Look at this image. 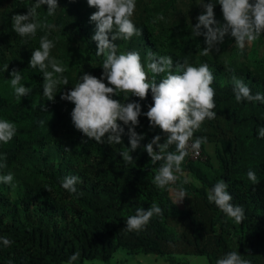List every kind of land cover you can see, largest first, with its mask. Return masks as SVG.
I'll return each instance as SVG.
<instances>
[{
    "label": "trees",
    "instance_id": "obj_1",
    "mask_svg": "<svg viewBox=\"0 0 264 264\" xmlns=\"http://www.w3.org/2000/svg\"><path fill=\"white\" fill-rule=\"evenodd\" d=\"M199 2L136 0L131 19L141 28L142 36L115 41L118 54L138 51L146 71L151 51L170 55L174 64L185 57L194 66L207 63L215 76L211 86L215 89L216 118L206 120L193 137H207V144L201 146L205 158L193 159L190 154L176 184L158 189L151 181L159 162L152 164L143 147L131 153L134 160L130 164L119 155L130 147L127 125L118 121L125 129L121 144L84 143L87 138L71 121L74 105L60 98L84 72L97 77L102 74L104 57L96 55L97 45L92 40L95 24L89 19L95 9L87 0H58L55 14L48 16L44 4L37 9V18L54 27L40 28L34 37H21L13 31L11 18L25 14L35 0H0V119L17 127L9 143H0V154L7 157V167L0 169V175L11 172L14 176L12 185L0 183V236L13 241L7 248L0 244V264L9 260L13 264H65L76 251L80 257L74 264H138L150 256L187 264L189 255L205 256L209 264H215L229 251L240 252L251 264H264V138L258 136L264 127V103L237 102L231 83L235 75L253 95L264 94V34L243 53L234 38L226 36L218 52L213 49L203 55L204 36L192 35L196 18L204 11ZM161 13L165 19L157 20ZM214 14L222 23L221 7L215 2ZM45 34L55 44L51 55L66 67L63 75L69 80L59 86L54 102L42 94V73L29 67L32 51ZM13 68L21 72V83L32 88L21 100L10 87ZM138 99L129 97V101ZM139 102L142 113L146 112L152 103L151 92ZM44 104L48 111L40 107ZM139 121L135 131L145 135L142 146L157 134L163 142L161 130L151 128L146 116L141 115ZM249 169L259 183L247 179ZM69 174L81 178L76 187L82 195L61 187V178ZM221 179L228 184L232 203L245 209L240 224L207 200V190ZM180 187L187 196L176 204L172 191L178 192ZM153 202L163 209V218L154 216L144 231L128 232L127 217L137 208L147 210Z\"/></svg>",
    "mask_w": 264,
    "mask_h": 264
},
{
    "label": "clouds",
    "instance_id": "obj_2",
    "mask_svg": "<svg viewBox=\"0 0 264 264\" xmlns=\"http://www.w3.org/2000/svg\"><path fill=\"white\" fill-rule=\"evenodd\" d=\"M214 2L221 7L223 22L215 19ZM47 4V14L52 16L59 7L58 0H35L27 6L25 14H14L11 18L13 31L21 37H34L40 28L52 29L54 25L41 24L38 20L37 9ZM87 5L95 11L90 15V22H94L95 31L92 40L96 42V55L103 56L100 64V77L84 72L79 75L70 90L61 94V100L71 102V121L75 129L80 131L87 140H94L98 144L107 143L118 145L123 143L124 127L128 126L130 147L119 152L125 164L133 162L131 155L139 147L147 152L152 164L159 162L152 183L158 189H166L174 185L184 175L182 164L191 153L199 154L201 146L207 144V137H194L206 120L216 118L215 89L211 86L215 76L207 63L194 66L187 57L182 62L174 64L170 55H160L149 52L147 71L142 63L141 55L135 50H126L118 54L116 40L130 41L133 36H142L131 17L136 8V0H87ZM204 11L197 16V23L192 27V35L205 38L206 47L203 55H208L218 45L224 43L225 37L234 38L235 46L241 53L253 41L264 34V0H200L198 4ZM157 20H164L161 13ZM156 22L155 20L153 21ZM55 47L52 40L45 34L40 37L39 47L33 49L29 67L36 69L43 75V96L48 101H55L60 85H67L69 80L63 73L67 70L55 57L51 50ZM95 67V66H94ZM175 68V70H173ZM8 69L5 65L4 71ZM229 71H234L228 69ZM151 73V77H149ZM10 87L17 100L30 95L31 87L21 83V72L13 68L10 73ZM157 77H160L157 83ZM107 81V83H105ZM233 93L237 102L264 103V94H252L251 88L235 75L231 77ZM151 92L152 103L147 105V111L142 113L139 101L146 100ZM114 96L123 99H115ZM129 97L138 100L129 101ZM127 101V102H126ZM42 110L48 111L47 106L41 105ZM148 118L151 128H159L163 134L155 135L148 143L141 145L145 138L143 133L135 131L139 125V117ZM43 125L44 121L39 122ZM17 127L14 122L0 119V143H9L16 135ZM258 136L264 138V127L258 130ZM174 150H170L173 149ZM67 149V148H66ZM198 157V158H199ZM205 157L202 156L201 159ZM6 154H0V169L7 167ZM197 159V158H195ZM247 179L252 184L259 183L256 173L249 169ZM14 176L11 172L0 175V183L12 185ZM187 183V178L184 179ZM81 183L78 175H65L60 180L61 187L70 194L82 195L78 192L77 184ZM51 192L50 187H45ZM181 202L187 193L180 187L177 192ZM207 200L235 224L245 219V209L239 204H233V197L228 191L225 180H218L207 190ZM163 218V209L155 202L145 210L137 208L134 215L126 219L125 229L128 232L144 231L153 217ZM13 241L6 236H0V244L10 247ZM80 257V252H74L65 264H74ZM191 264H209L207 257H186ZM8 264H13L11 260ZM84 264H90L85 261ZM215 264H251L244 259L240 252L229 251L215 260Z\"/></svg>",
    "mask_w": 264,
    "mask_h": 264
},
{
    "label": "crops",
    "instance_id": "obj_3",
    "mask_svg": "<svg viewBox=\"0 0 264 264\" xmlns=\"http://www.w3.org/2000/svg\"><path fill=\"white\" fill-rule=\"evenodd\" d=\"M172 195H173V197H174V199L175 198H178V195H177V191L176 190H173L172 191ZM176 200V199H175ZM153 261V262H151L150 264H172V263H170V262H167V261H165L164 259H160V258H155V257H153V256H150L149 258H146V260L145 261ZM142 261V260H141ZM138 262V264H149L148 262ZM155 261V262H154Z\"/></svg>",
    "mask_w": 264,
    "mask_h": 264
},
{
    "label": "rangeland",
    "instance_id": "obj_4",
    "mask_svg": "<svg viewBox=\"0 0 264 264\" xmlns=\"http://www.w3.org/2000/svg\"><path fill=\"white\" fill-rule=\"evenodd\" d=\"M176 200H178V198H175ZM182 202V201H181ZM181 202H179V203H181ZM189 256H192V257H199V256H202V255H189ZM189 256H187V257H189ZM205 257V256H204ZM145 262H148L149 264L151 263V262H153V261H145ZM155 262V261H154ZM187 264H191V262L190 261H188V262H186ZM91 264V263H90ZM96 264H103V263H101V262H96Z\"/></svg>",
    "mask_w": 264,
    "mask_h": 264
},
{
    "label": "built area",
    "instance_id": "obj_5",
    "mask_svg": "<svg viewBox=\"0 0 264 264\" xmlns=\"http://www.w3.org/2000/svg\"><path fill=\"white\" fill-rule=\"evenodd\" d=\"M200 155H201V150H199V154H198V155H196L194 152L191 153V157H192L193 159L198 158Z\"/></svg>",
    "mask_w": 264,
    "mask_h": 264
}]
</instances>
